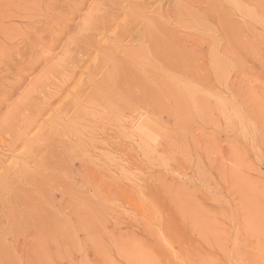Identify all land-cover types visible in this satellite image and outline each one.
<instances>
[{
	"label": "rangeland",
	"instance_id": "rangeland-1",
	"mask_svg": "<svg viewBox=\"0 0 264 264\" xmlns=\"http://www.w3.org/2000/svg\"><path fill=\"white\" fill-rule=\"evenodd\" d=\"M263 251L264 0H0V264Z\"/></svg>",
	"mask_w": 264,
	"mask_h": 264
},
{
	"label": "bare ground",
	"instance_id": "bare-ground-1",
	"mask_svg": "<svg viewBox=\"0 0 264 264\" xmlns=\"http://www.w3.org/2000/svg\"><path fill=\"white\" fill-rule=\"evenodd\" d=\"M248 264H264V251L262 254V258H258L256 260L255 259L253 260V258H250Z\"/></svg>",
	"mask_w": 264,
	"mask_h": 264
}]
</instances>
